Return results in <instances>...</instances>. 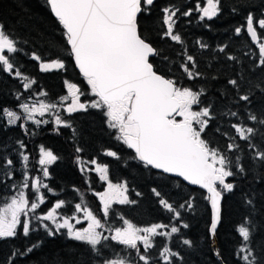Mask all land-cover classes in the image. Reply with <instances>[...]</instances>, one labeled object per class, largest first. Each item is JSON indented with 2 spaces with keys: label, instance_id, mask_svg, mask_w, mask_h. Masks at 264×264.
<instances>
[{
  "label": "snow or ice",
  "instance_id": "6c2138e0",
  "mask_svg": "<svg viewBox=\"0 0 264 264\" xmlns=\"http://www.w3.org/2000/svg\"><path fill=\"white\" fill-rule=\"evenodd\" d=\"M154 2L155 0H46L51 13L62 26L66 41L64 47L69 50L75 65L90 87L91 94L96 97L90 103H81L80 96L83 93L80 88L75 83L65 81L68 95L61 97V102L71 98V103L65 108L70 115L77 111L86 112L89 108L100 110L106 118L107 127L114 131L115 139L134 152L132 159L140 161L146 167L181 177L192 185L206 189L205 199L210 202L212 213L210 234L215 236L221 221L223 194L234 189V184L226 182V178L246 171L240 163L239 153L248 150L250 158L264 166V101L257 102L254 99L257 92L264 97V76L257 77L255 81L249 78L247 82L250 87L243 94L240 93L243 76L239 80L227 81V84L236 90L237 99L234 102H243L245 118L251 123L246 124L240 119L231 123L230 127L235 134L221 133L228 138L226 147L222 149L207 138V130L216 120L217 114L214 104L211 101L206 102V90L203 87L193 89L181 85L176 79L158 72L151 62L152 58L157 56L168 59L142 33L138 19L142 14H150ZM260 2L262 7L259 14L249 11L244 18L245 24L234 27L235 35L246 34L252 42L258 41V31L260 36L264 37V0ZM240 7L248 5L241 4ZM192 11L188 9L180 12L178 5L165 7L163 24L167 29L163 32V37H169L172 41L182 44L181 35L173 31L174 24L179 16L190 17ZM195 11L201 14V21H212L223 11L222 0H206L203 6L197 3ZM231 11L236 14L238 9L233 7ZM200 47L207 48L208 45L201 43ZM21 50V45L11 30L0 21V71L21 77L22 73L18 68ZM219 51L223 53L225 48L221 47ZM245 55L255 56L254 67L264 69V40L258 43L255 52ZM31 58L42 60V57L35 53ZM227 59L238 60L233 55H228ZM180 67L189 80L204 76V73L198 70L197 62L191 54L186 56ZM39 68L44 72L66 68L63 55L54 43L50 45L49 62H41ZM24 79L22 87L25 90L36 83L27 77ZM254 105H258V111ZM19 107L26 114V118L36 125L48 123L34 119L36 113L43 117L45 112L57 109L56 104L43 102L38 105L21 103ZM0 115L7 117V125H16L22 119L16 111L7 108H0ZM218 115L221 118H238L239 112L229 108ZM54 123L57 131L60 127L72 128V124L61 119L59 114L55 115ZM215 132H221L220 127H216ZM237 141H243L244 145ZM18 144L20 149L26 147L23 141H18ZM39 151L38 163L43 176L49 177L47 166L53 164L58 156L43 146ZM76 151L81 152L82 149L77 148ZM105 154L121 159L116 151L108 150ZM19 156L25 162L26 168L29 156L22 151ZM77 160L80 162L79 158ZM14 163L10 157L0 156V172L11 178L15 171ZM91 164L96 165L95 171L99 173L100 179L108 182L104 192L96 193L102 204L103 217L110 216L113 204H136L135 200L126 195V183L114 184L109 181L108 165L98 164L95 159ZM261 178L264 179V176ZM11 187L15 189V194L11 195L10 199L0 197V201H3L0 203V241L17 239L21 235L30 238L35 231L42 228L48 237L64 235L68 240L87 246V255L80 253L75 259L68 261L61 258L59 264H136L137 257L142 264H159L158 261H153L151 255V250L156 246L155 238L171 237L181 232V228L176 225L171 226L170 231H160L168 228V225L162 223L138 227L121 216L124 226L109 228L108 231L112 234L105 235L100 231L105 229V224L81 203L75 205V211L83 213L82 219L87 221V226L77 228L76 225L82 223L81 219L76 216L65 217L58 213L65 205L64 200H58L46 214L36 215L37 209L45 203V194L41 193V188L52 192L49 185L43 183L39 177L30 181L27 171H24L19 186L13 184ZM29 188L33 190L31 198L24 191ZM152 192L156 197H160L159 204L172 213L177 221L182 216L178 209L193 208V204L187 200L174 207L161 196L160 191L153 188ZM136 195L139 196L140 193ZM247 203L251 205L253 201L248 200ZM33 221L38 223L34 224ZM182 227L188 228L189 225L183 223ZM237 231L242 238L235 252L240 264H264V239H255L259 232L257 226L246 219ZM112 242L123 246L121 252L125 255L117 254ZM42 243V240L33 242L23 251L14 248L5 264H15V258L32 253L39 249ZM183 244L192 246L193 241L183 239ZM108 249H112V252L108 253ZM76 251L70 250L69 256H73ZM216 254L220 255L219 252ZM158 255L163 264H174L177 257L183 260L178 252L169 247H163Z\"/></svg>",
  "mask_w": 264,
  "mask_h": 264
},
{
  "label": "trees",
  "instance_id": "16d2710c",
  "mask_svg": "<svg viewBox=\"0 0 264 264\" xmlns=\"http://www.w3.org/2000/svg\"><path fill=\"white\" fill-rule=\"evenodd\" d=\"M201 2L202 0H155L150 14H142L138 19L142 33L151 40L163 56L168 57V59H163L162 56L152 58L151 62L157 71L168 78L176 79L183 86H190L193 89L203 87L206 90V102L211 101L214 104L217 114L216 120L207 130V138L223 149L226 147L228 138L221 133L235 134L230 127L231 123L237 122L238 119L246 124L251 123L245 118L243 102L239 104L234 102L237 99L236 90L228 85L227 81L239 80L243 76L244 80L240 89V93L243 94L250 87L247 82L249 78L255 81L257 77L264 76V69L254 67L256 57L245 55V53L256 51L251 46L250 38L246 34L235 35L234 27L245 24L244 18L249 11L259 14L262 5L260 0H222V13L212 21H201L200 14L195 11L196 4ZM241 4H247L248 7L242 8ZM173 5L180 6V12L193 10L190 17L177 14L179 19L176 20L173 31L181 35L182 44L172 41L169 37H163V32L167 29V26L163 24V9ZM233 7L238 9L236 14L231 11ZM0 21L11 30L22 48L18 57L21 77L0 71V108L16 110L21 103L32 99L33 95H40L39 100L51 104L66 94L65 81L77 84L83 93L82 102H85L89 87L74 71L68 50L64 47L63 30L51 17L45 0H0ZM258 35L264 40L259 32ZM53 43L63 55L66 68L41 71L39 64L49 62L50 45ZM201 43L207 44L208 47L201 48ZM221 47L225 48V52L219 51ZM33 53L40 55L42 60L32 59ZM189 54L194 56L198 70L204 73L203 77L196 80L186 78L180 65L185 62ZM228 55L236 56L238 60H229ZM25 77L36 81L28 90L22 87ZM225 93L226 95H222ZM254 99L257 102L264 101V97H261L259 92ZM254 107L257 111L259 110L258 105ZM229 108L238 111L239 117L221 118L218 115ZM62 117L63 120L72 124V128L60 127L59 131L56 130L52 136L47 133L49 127H35L21 120L16 125L7 127L0 115V156H5L8 151L5 148H9L10 152L6 156L15 162V157L10 154L19 148L18 141H23L26 145L22 152L29 156L27 163L31 168L35 167L41 146L58 156V159L48 168L49 177L46 184L52 192H48L46 202L37 211L38 213L44 212L58 200H64L65 205L58 210L60 215H70L75 205L81 203L102 220L105 224V229L102 230L104 233H108L109 228L114 229L121 225L123 223L121 216L138 227L162 223L168 225L165 231H169L171 226L176 225L181 228L180 233L173 234L171 237L155 238L156 246L151 250L153 261L163 264L158 252L163 247H169L183 257L182 261L179 257L175 258L174 264H220L214 258V250L210 247L207 234L209 212L203 192L188 188L178 180L153 172L135 162L131 152L115 139L114 131L107 127L100 110L89 108L86 112L79 111L72 116L64 113ZM216 127H220L221 132H215ZM73 129L76 131L74 132ZM237 142L244 145L243 141ZM77 148L82 151L77 152ZM108 150L116 151L121 159L107 156L105 153ZM239 155H241L240 163L246 171L235 177L226 178V182L234 184V189L232 192L223 194L221 221L215 234L217 252L220 253L219 258L222 264H240L235 255L242 241L237 229L246 219L259 229L255 239H264V179L261 178L264 176V166L253 161L248 150ZM77 158L82 165L90 163L93 159L98 164L108 165L109 181L114 184L126 183L129 199L135 200L136 204H113L110 216L103 217L93 194L102 192L108 182L100 180L98 174L82 173L77 167L79 163ZM7 179L8 177L4 175L0 177V197L5 199H8L9 193L4 190L3 182ZM13 179L19 180L20 177L14 172ZM153 188L160 191L161 196L174 207L187 200L193 204V208L178 209L182 216L177 221L172 213L159 204L160 197L155 196L152 192ZM41 193L46 195L44 191ZM136 193L140 195L137 196ZM248 200H252L253 203L248 204ZM183 223H187L189 227L183 228ZM183 239L193 241V245H184ZM41 240L43 243L39 249H35L26 256L15 258V264H59L61 258L68 261L75 259L80 253L88 254L87 246L68 240L64 235L48 237L44 231L38 229L30 238H24L21 235L17 239L0 241V264H5L14 248L23 251L31 243ZM112 244L116 253L123 255L122 247L115 245L114 242ZM72 249L77 251L70 257L68 253ZM107 252L111 253L112 249H108ZM136 264H142V262L136 260Z\"/></svg>",
  "mask_w": 264,
  "mask_h": 264
},
{
  "label": "rangeland",
  "instance_id": "374dc122",
  "mask_svg": "<svg viewBox=\"0 0 264 264\" xmlns=\"http://www.w3.org/2000/svg\"><path fill=\"white\" fill-rule=\"evenodd\" d=\"M202 2L205 4V3H206V0H202ZM201 5H202V4H201ZM198 13H199V12H198ZM163 15H164V13H163ZM84 83L87 85L86 80H84ZM87 86H88V85H87ZM88 87H89V86H88ZM24 90H25V89H24ZM66 95H68V91L66 92V94H65L64 96H66ZM62 97H63V96H62ZM80 97H81V96H80ZM39 99H40V95H33V96H32V99H28L27 102H23V103H28V104H30V105H31V104H37V105H38V104L41 103V102L46 103V102H44V101H42V100H39ZM94 99H96V97H94V96L91 94V90H90V87H89V89H88V91H87V93H86V95H85V102H81V101H80V102H81V103H90V102H91L92 100H94ZM70 103H71V98H69L67 101H64V102L62 103V102H61V97H60V98H59L58 100H56L55 102L51 103V104H56V105H57V109H56V110H54V111H49V112H45V115H44L43 117H41V116L39 115V113H36L34 119H39V120H41V121H48V123H50L51 126L57 128V126H56L55 123H54V121H55V115H56V114H59L60 117H61V119H62V118H63L62 115H63L64 113H66L65 108H66L67 105L70 104ZM46 104H48V103H46ZM12 111H16L18 115H21V116H22L21 121L24 122L25 124H26V123H30V124H32V125L35 126V127L39 126V125H36L32 120H28V119L26 118V114L23 113V110L20 109L19 106L16 108V110H12ZM2 118H3L4 123H5V125H6L7 127L14 126V125H7V117H6V116H2ZM177 119H179V117H178ZM44 124H45V123H41L40 125H44ZM105 124L107 125L106 122H105ZM5 149H8L7 153L5 154V156H6L10 151H9V148H5ZM39 150H40V148H39ZM39 150H38V157H37V160H36V162H35V167H34V168H31V167L28 165V163H27V167L25 168V162H24V161L22 160V158H20V156H19V152H21L22 149L18 148V149L14 150V151L10 154L11 156H14V157H15V163H16V166H14V169H15L14 172L16 173V175H17L18 177H20V179H19V180L13 179V176H12L11 178H8L5 182H3V184H4V190H7V192L9 193V195L7 196L8 199H10V196H11V195L15 194V189L12 188L11 186H12L13 184H16L17 186H19L20 182L23 180V173H24V171H27V174H28V177H29V180H30V181H31L32 179L36 178V177H39L43 183H46V180H47L48 177H44V176H43L42 168H41V166H40L39 163H38L39 158H40V151H39ZM81 165H82V164H80V162L77 163V167L79 168V170H81L82 168L84 169L83 171L81 170L82 173L86 174V173L90 172V173H93V174H95V175L98 174V176H99V173L95 171V167H96V165L91 164V162H90V163H87V164H84V165H82V166H81ZM47 167L49 168V165H48ZM2 175H3V174H1V172H0V177H1ZM99 178H100V176H99ZM100 180H101V179H100ZM106 189H107V185L103 188V191H102V192H104ZM24 191H25V193L28 194V195L30 196V198H31V193H32L33 190H31V189L29 188V189H25ZM41 191H44V192L46 193V195H45V202H46V196L48 195V192H47L45 189H43V188H41ZM50 194H51V193H50ZM93 195H94V197H95L96 202L98 203V208H99L100 211L102 212V204H101V202H100V200H99V197L96 195V193H94ZM126 195H128V194L126 193ZM44 204H45V203H44ZM44 204H43V205H44ZM52 206H54V205H52ZM52 206L50 205V207H47V208L44 210V212H42V213H38V212H36V215H43V214H46V212H47L48 210H50ZM41 207H42V205H41ZM41 207H40V208H41ZM40 208H39V209H40ZM39 209H37V211H39ZM102 213H103V212H102ZM62 216H65V215H62ZM71 216H76L78 219H81L82 223L76 225L77 228H79V227H86V226H87V221H84V220L82 219V218H83V213H82V212L77 213V212L75 211V207L73 208V211L71 212V214L68 215V216H65V217H71ZM22 219H23V217H22ZM72 222L75 223V221H72ZM33 223L36 224V223H38V222H37V221H33ZM48 223H50V222H48ZM123 226H124V225H123V223H122V224L119 225L118 227H123ZM40 230H41V231H44L42 228H40ZM100 231H102V230H100ZM160 231H165V229H161ZM169 231H170V229H169ZM109 232H110V231H109ZM109 232H108V233H104V234H105V235H111L112 233H111V232L109 233ZM165 232H167V231H165ZM64 237H66V236H64ZM114 243H115V242H114ZM121 247L123 248V246H121ZM129 251H132V250H129ZM123 255H125L124 252H123ZM134 255H135V253L133 252V256H134ZM136 260H138V257L136 258Z\"/></svg>",
  "mask_w": 264,
  "mask_h": 264
},
{
  "label": "water",
  "instance_id": "95a60500",
  "mask_svg": "<svg viewBox=\"0 0 264 264\" xmlns=\"http://www.w3.org/2000/svg\"><path fill=\"white\" fill-rule=\"evenodd\" d=\"M45 2H46V0H45ZM46 5H47V3H46ZM47 8H48V11H49L51 17H52L54 20H56V18L54 17V15L51 13L50 7H49L48 5H47ZM56 21H57V20H56ZM57 22H58V21H57ZM61 28H62V26H61ZM62 30H63V29H62ZM249 38H250V37H249ZM65 43H66V41H65ZM67 50H68V49H67ZM68 53H69V50H68ZM69 57H70V61H71V64H72V66H73L74 71L77 73V75H78L81 79L85 80V78L83 77V75L80 73L79 68L75 65L74 59L70 56V53H69ZM124 146H125L126 149L129 150V151L131 152V154L134 156V152H133L131 149H128L126 145H124ZM135 162H137V163L143 165V164H142L140 161H138V160H135ZM143 166H144V165H143ZM144 167H146V166H144ZM146 168L152 170L153 172H156V173H158V174H161V175H163V176L169 177V178H171V179L178 180V181H180L184 186H186V187H188V188H194V189H197V190L203 192L205 196H207V190H206V189H202V188H200V186H198V185H192V184H190L188 181H184L183 178H181V177H176V176H174V175H172V174H165V173H162L160 170H157V169H152V168H149V167H146ZM206 201H207V202H206V203H207V209H208V212H209V223H208V228H207V234H208L209 241H210V247H211V249L214 250V258L216 259V261H218L220 264H222L221 261H220L219 256L216 254V253H217V246H216V239H215V236H212V235L210 234V224H211V215H212V213H211V205H210V202H209L207 199H206ZM221 203H222V200H221ZM218 226H219V224H218ZM218 226H217V229H218Z\"/></svg>",
  "mask_w": 264,
  "mask_h": 264
},
{
  "label": "flooded vegetation",
  "instance_id": "af4514ba",
  "mask_svg": "<svg viewBox=\"0 0 264 264\" xmlns=\"http://www.w3.org/2000/svg\"><path fill=\"white\" fill-rule=\"evenodd\" d=\"M201 6H203L204 5V3L203 2H201ZM206 4V3H205ZM200 14V13H199ZM201 15V14H200ZM205 21H207V20H205ZM259 32V31H258ZM247 37H249V36H247ZM263 40V38H260L259 37V35H258V41H256V42H252L251 40V46L253 47V49L254 50H257V48H258V43L260 42V41H262ZM80 101L82 102V99H81V97H80ZM79 111H77V112H75V113H78ZM75 113H72L71 115L70 114H68L67 112H66V115H68V116H72L73 114H75ZM105 118V117H104ZM105 122H106V118H105ZM39 126H41V127H49V129H48V131H47V133L48 134H51L52 136H54V134H55V132H56V127H53V126H51L50 125V123H45L44 125H39ZM38 127V126H37Z\"/></svg>",
  "mask_w": 264,
  "mask_h": 264
}]
</instances>
